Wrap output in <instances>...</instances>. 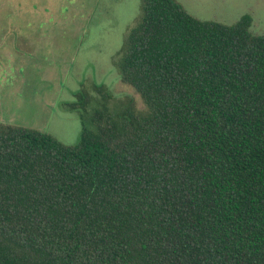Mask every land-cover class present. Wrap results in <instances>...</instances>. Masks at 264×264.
Segmentation results:
<instances>
[{
    "label": "trees",
    "instance_id": "16d2710c",
    "mask_svg": "<svg viewBox=\"0 0 264 264\" xmlns=\"http://www.w3.org/2000/svg\"><path fill=\"white\" fill-rule=\"evenodd\" d=\"M249 24L140 0L115 64L143 108L108 112L102 93L73 145L0 123V264H264V33Z\"/></svg>",
    "mask_w": 264,
    "mask_h": 264
},
{
    "label": "rangeland",
    "instance_id": "374dc122",
    "mask_svg": "<svg viewBox=\"0 0 264 264\" xmlns=\"http://www.w3.org/2000/svg\"><path fill=\"white\" fill-rule=\"evenodd\" d=\"M175 1L199 20L232 24L247 14L249 32L264 33V0ZM139 17L140 0H0V123L73 145L92 127L93 107L104 110L102 93L108 112L127 101L143 108L115 64ZM80 91L84 108H70Z\"/></svg>",
    "mask_w": 264,
    "mask_h": 264
}]
</instances>
